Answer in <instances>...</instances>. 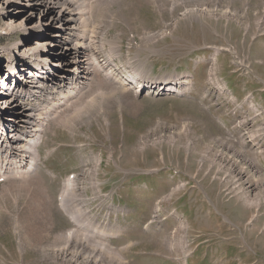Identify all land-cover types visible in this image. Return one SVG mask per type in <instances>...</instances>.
Wrapping results in <instances>:
<instances>
[{
  "label": "rangeland",
  "instance_id": "374dc122",
  "mask_svg": "<svg viewBox=\"0 0 264 264\" xmlns=\"http://www.w3.org/2000/svg\"><path fill=\"white\" fill-rule=\"evenodd\" d=\"M4 1L0 0V54L6 47L13 54L15 46L20 47L15 53L19 54L15 74L10 76L29 75L27 67L18 64L23 62L24 46L33 63L32 51H50L48 63L60 67V73H55L61 83L69 82L77 64L82 65L76 72L83 70V55L73 63L74 52L67 47L62 50L65 43L50 35L54 32L49 29L51 22L65 24L55 19L54 6L11 0L17 4L13 9L5 7ZM110 2L103 6L107 10L106 19L101 20L104 24L97 25L100 37L108 33L109 40L117 41L122 49V57L110 72L124 81L137 67L155 78L178 74L190 77V90L183 96L147 92L129 98L131 104L123 98L122 107L109 97L107 109L99 105L96 108L101 111L89 109L86 114L88 106L81 102L73 126L52 124V132L39 147V176L33 181L37 184L33 193L39 199L34 206L29 200L32 191L27 196L23 190L16 206L0 186V264H70V258L64 260L53 252V242L56 235L75 226L59 208L71 173L77 177V192L86 200L84 210L89 216L123 228L120 236L109 240L120 249L132 243L122 252L129 264H180L171 260L184 257L182 251L169 249L172 236L178 247L179 241L189 242L191 264H264V118L250 120L257 114L255 105L264 113V0ZM94 9L93 16L101 19L97 5ZM27 15L23 28L32 33L19 30L8 35L2 30L4 18L21 20ZM37 22L38 27L29 29ZM44 39L53 42L34 48ZM219 49L227 51H220L214 61ZM108 51H97L101 66L108 60L104 55ZM0 71V77L8 80L5 68ZM99 74L98 79L105 75ZM94 85L93 93L110 89L102 80ZM10 88L15 89L11 83L1 87V100H7L4 96ZM90 95L86 90L84 97ZM50 99L57 101L43 97L30 102L49 108ZM0 112V121L11 134L21 133L26 109L14 101ZM3 113L9 116L4 118ZM17 215L27 226L26 236L32 234L31 217L37 216L42 233L36 236H41L42 245L27 244L20 251L24 232L15 230ZM44 218L53 223L49 237Z\"/></svg>",
  "mask_w": 264,
  "mask_h": 264
},
{
  "label": "bare ground",
  "instance_id": "6f19581e",
  "mask_svg": "<svg viewBox=\"0 0 264 264\" xmlns=\"http://www.w3.org/2000/svg\"><path fill=\"white\" fill-rule=\"evenodd\" d=\"M26 1L36 3L43 2V4H46L47 7L54 6V11L57 13L55 19H57L59 22L63 21L65 24L57 26L58 22H51L52 24H50L49 29L54 32L50 33V35L55 37L58 41L65 43V45H63L61 48L62 50L67 47L69 50L74 52V60H76L73 61V63H77L79 60L78 56L80 54H82L84 57V63L82 66L83 70L76 72V70L79 69L77 67H80L81 69L82 65L77 64V66L71 70L74 72V74L76 73V75L73 74L69 78V82L65 81V83H61V81L56 78V73H60L58 72L60 67L57 69L51 67L47 60L49 56H51V52H43L45 50L43 48L50 46L53 41L50 39H44L34 47H43V51L40 52V50H38V52H31L32 56L36 57V62L34 63L31 61V59H28L30 52L27 50V47H22L23 53H21V55H23V62L18 64H23V67H27L28 73L26 71L25 74L29 75L25 78L23 76L12 77L10 75H14V70L17 68L15 60L19 57V54L16 56L15 53L16 51L18 52L20 47L18 45L15 46V49L17 48V50H15L14 54L11 47L4 48V51L1 50L3 55L15 57L12 63V66L15 69H12L9 77H7L9 78L8 80H0V89L1 87L5 86L6 83H11L15 89L13 90L10 88V92L8 94L9 96L4 93V97H6L7 100L0 99V110L6 105L8 106L13 104L15 101L20 106H23V108H25L27 111V113L23 114L22 116L23 122L20 123V127H22V130L20 128L21 134L15 133V136H13L11 131L6 126H4V121H0V157H2L4 159V163L7 162L8 165V181L2 186V188L3 190L7 191L8 195L12 196L11 198L13 199V202L16 206L21 199L23 190H25L27 192H25L26 195L29 196L30 191L33 193V191L36 189L37 184L33 183V181L37 180L39 176L38 172L42 158L39 147L43 143L45 135H47L48 132H52V124L63 127L71 126L76 119L74 115L81 113V108L76 109L77 104L81 102H84V106L87 104L88 109L86 111L83 109V111H85L84 114H86V112H89V109H95L96 107H99V105L107 109L108 107L106 106L108 105L109 97L114 99V101L116 100V104L122 107L124 99L125 101L127 100L126 102L128 104H131V101H128L129 98H133L134 96L139 98L140 94L143 96L144 93L150 91L158 90L165 94H177L178 96H183L186 91L190 90V87L188 86L190 77H179L178 74H173L167 77L155 78L149 75L150 72L146 73V70L136 66L138 69L132 71V79L129 78L124 81L117 78L116 74L113 72H110L113 65L111 59L106 60L104 62V66L99 64V54L97 51L100 50L107 51L108 48L109 55L111 57H122V49L119 43L117 41H110L108 33L106 32L103 33V35L106 36L102 35V37H100L97 28L98 24H104V22L101 20L106 19L105 13L107 10L103 8V6H105V4L111 3V0H98L91 3L89 0H25V2ZM154 1L157 2L158 0ZM3 5L5 7L12 6L13 9L17 7V4L13 2L11 3V0L4 1ZM96 5L97 9H100L99 13L101 19H99L100 17H94L95 15L93 14V11L95 10L94 8ZM5 7L2 8V14L5 12ZM28 17L29 15L20 20L16 16H8L7 18L3 19L1 28L8 35L17 33L19 30H25V32H28L29 30L23 28L26 27L24 25ZM65 18L67 19L65 20ZM37 25L38 22L28 27L29 29H33L34 27H38ZM29 32L32 33L31 31ZM27 42L30 43V41ZM102 45L104 46L102 47ZM220 51L227 50L219 49V51H217L213 56V59L217 58ZM41 57H46V59L42 60ZM214 61H216V59H214ZM52 65L59 66L60 64L53 63ZM100 71H103L105 75L102 76L101 79H98L96 76L100 73ZM16 77L19 79H15ZM45 77H47L46 81L44 80ZM50 78L52 79V82L49 81ZM140 79L141 81H146L147 84H151V87L147 86L143 91L141 90L142 87H136L137 83L135 84V87L131 86V83H135ZM101 80L104 83L106 82V84H108L107 86H110V89H98L95 93H93L92 86ZM86 90H89L91 94L89 98L84 97ZM17 95L22 96H19L18 100H16ZM43 97H55L57 98V101L54 103L52 99H50L49 108H36L30 102V99H34L38 102ZM94 99L95 101L92 102ZM69 100L71 101L68 102ZM60 110L61 113L57 114V112ZM68 111H71L72 114L66 115L65 113ZM98 111H101V109H97V112ZM3 114L4 118L9 116L6 113ZM83 115L77 119H82L84 117ZM97 115L106 118L104 114ZM1 116L2 115L0 112V118ZM25 120L26 123L23 124ZM5 152H7V154ZM17 177H19V179L16 180ZM43 194L45 195L46 191L43 190L42 195ZM172 196L173 194L170 195V197ZM31 198L33 200L34 206V203L37 199L36 193H33L29 200H31ZM86 203V200L81 198L77 192V181H68L65 184L64 190H62L60 206L68 218L73 221L75 226L72 229L64 231L55 236V241L53 242V252H55L56 255L60 256L64 260L70 258V264H80L82 261H85L88 264H129L122 255V251H126L127 247L121 249L115 248L112 246L109 240L110 237L120 236L123 232V228L113 227L109 223L103 224L97 222L94 218H91L89 213L84 210ZM156 209L157 212H159L161 207L157 206ZM35 217L37 216L34 215V217H31L30 219V221L33 220L31 223L30 228L32 229L30 232L36 236L37 233L40 234L42 228L38 226L39 223L36 221L38 218ZM14 218L15 230H19L21 233L24 232L22 234L23 239L20 234V251H22L21 249H23L27 244H30L33 247L42 245V240L39 239L41 236H36L34 245L33 240L31 239L32 237L34 238V236L32 234L30 235L31 238L29 235L26 236V231L28 230L26 229L27 226L24 224V220L21 221V217L18 215ZM44 219H48L46 221V225L49 231L47 237H49V235L52 233L50 229L52 228L51 226L53 223L49 218ZM175 238V236H172L169 243V249L171 251L172 249H174L173 251L180 250L186 255H189L187 253L190 247L189 242L188 245H186L184 240L179 241L181 247H178L175 244ZM183 243L184 247L182 246Z\"/></svg>",
  "mask_w": 264,
  "mask_h": 264
},
{
  "label": "trees",
  "instance_id": "16d2710c",
  "mask_svg": "<svg viewBox=\"0 0 264 264\" xmlns=\"http://www.w3.org/2000/svg\"><path fill=\"white\" fill-rule=\"evenodd\" d=\"M63 18V17H62ZM19 134H21V133H19Z\"/></svg>",
  "mask_w": 264,
  "mask_h": 264
}]
</instances>
